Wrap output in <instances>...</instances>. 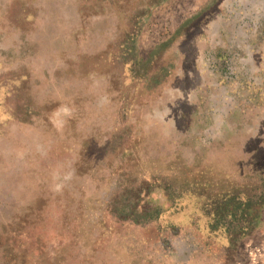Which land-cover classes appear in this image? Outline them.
Returning <instances> with one entry per match:
<instances>
[{
    "label": "rangeland",
    "instance_id": "obj_1",
    "mask_svg": "<svg viewBox=\"0 0 264 264\" xmlns=\"http://www.w3.org/2000/svg\"><path fill=\"white\" fill-rule=\"evenodd\" d=\"M113 1L0 0V235L30 218L32 264H264V213L227 254L195 198L146 226L113 212L145 174H264V0Z\"/></svg>",
    "mask_w": 264,
    "mask_h": 264
},
{
    "label": "trees",
    "instance_id": "obj_2",
    "mask_svg": "<svg viewBox=\"0 0 264 264\" xmlns=\"http://www.w3.org/2000/svg\"><path fill=\"white\" fill-rule=\"evenodd\" d=\"M155 5L157 4L149 6L150 10L140 13L138 19L132 24L134 30L130 34V43L133 44L137 41L138 34L148 24L154 7H157ZM128 39L127 37L126 42ZM125 45L123 48L127 49ZM128 54L129 51L126 56ZM116 62L117 60L114 63L117 64ZM134 66L135 63L132 60L121 66L120 74L123 79H128L131 74L133 75ZM154 179L151 174L144 175L141 187L143 189L146 187L147 191L142 199L140 197L135 203L128 201L123 206L114 205L116 210L113 212L116 211V215L114 214L116 219L139 226H146L150 223L157 224L167 213L172 211L166 208V204L176 205L175 209H177L180 207V203L188 199L187 197L195 198L201 205L202 213L209 218V232L221 234L227 240V254L235 253L246 238L260 229L264 213V174L254 179H245L244 182H239L241 180L239 178H237L239 180L237 182L230 181L228 178L224 182L228 183L227 188L223 186L224 183L214 185L212 182H196L188 175L177 176L175 180L177 179L178 182L175 180H173L174 182L169 180L163 182ZM29 223H31L30 218L24 223L14 221L5 224L2 235H0L1 251L7 252L13 258V264H32L34 257L38 256L32 251L34 249L32 247L36 245L38 239L36 242L34 241V245H30L28 241L31 234ZM171 227L176 226L171 225ZM20 237L24 241H19Z\"/></svg>",
    "mask_w": 264,
    "mask_h": 264
},
{
    "label": "crops",
    "instance_id": "obj_3",
    "mask_svg": "<svg viewBox=\"0 0 264 264\" xmlns=\"http://www.w3.org/2000/svg\"><path fill=\"white\" fill-rule=\"evenodd\" d=\"M155 6H158V5H155Z\"/></svg>",
    "mask_w": 264,
    "mask_h": 264
}]
</instances>
